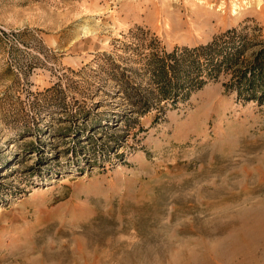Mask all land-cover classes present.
<instances>
[{
  "label": "rangeland",
  "instance_id": "rangeland-1",
  "mask_svg": "<svg viewBox=\"0 0 264 264\" xmlns=\"http://www.w3.org/2000/svg\"><path fill=\"white\" fill-rule=\"evenodd\" d=\"M236 1L235 21L172 32L162 8L215 1L0 0V264H204L206 248L264 264V231L228 248L244 220L264 223V104L209 82L137 121L62 134L63 110H127L101 54L131 55L138 28L166 50L242 25L264 37V0Z\"/></svg>",
  "mask_w": 264,
  "mask_h": 264
},
{
  "label": "trees",
  "instance_id": "trees-1",
  "mask_svg": "<svg viewBox=\"0 0 264 264\" xmlns=\"http://www.w3.org/2000/svg\"><path fill=\"white\" fill-rule=\"evenodd\" d=\"M141 33L140 28L130 33L138 40L136 45L124 42L131 55H117L119 60L110 53L101 54L105 78L114 84L111 94L122 98L127 110L108 114L63 110L62 121L68 125L62 134L76 137L83 131L102 129L109 125L108 118L116 116L119 121H137L154 107L176 104L177 99L187 98L209 82H219L223 91L234 94L238 101L264 104V37L256 26L231 27L206 43L176 45L171 50L161 46L157 37L142 41ZM139 78L147 79L148 85L143 87ZM93 105L100 106L98 102Z\"/></svg>",
  "mask_w": 264,
  "mask_h": 264
},
{
  "label": "bare ground",
  "instance_id": "bare-ground-1",
  "mask_svg": "<svg viewBox=\"0 0 264 264\" xmlns=\"http://www.w3.org/2000/svg\"><path fill=\"white\" fill-rule=\"evenodd\" d=\"M213 1H215L214 4H209V6H204L203 5L202 7H200L201 11H202L201 14L197 11V9H195L189 15H187V13H186V15H176V16H174V14H173L174 12L171 13L169 9L162 8L163 14L165 15L163 24H164V27L166 28V31H172V32L176 31V32H178L179 30L185 29V28L186 29H192L194 31V29L198 28L197 24L199 23V19L201 21L202 15L204 16L203 19H205V20H208V18H210L212 16H217L216 19L218 21L220 19H224V18H227V17H228L229 20L235 21L239 17L240 7L242 6V4H237L236 0H213ZM150 7H152V6H150ZM152 9H154V8L152 7ZM155 11H156V9H155ZM148 12L150 14L151 11H149V9H148ZM186 12H188V11H186ZM187 31H189V30H187ZM241 216H243V213L241 214ZM243 217L246 218V216H243ZM241 219H242V217H241ZM244 221H245L244 224H242V226L239 228V230L236 233H234L232 236L230 235L231 236V238H230L231 241H229L230 245L228 244V246H229L228 248H230V246L233 247V248H232V251L230 252L231 253V258H230V256H228V257L231 260H232V257H234L235 255L237 257L238 253L236 254V252H237L238 249L245 248L244 245H246L247 247L249 246V243L246 242V240H248V238H251L254 234L258 237V235L256 233L257 232L261 233V232L264 231V223L261 224V222H257V221H255V222L254 221L253 222H249L247 220H244ZM261 235H262V233H261ZM259 238H261V236ZM256 240H257V238H256ZM263 241H264V239H263ZM242 244H244V245H242ZM250 245H251V243H250ZM215 248H213V249H215ZM210 249L211 248H209V250ZM215 251H216V249H215ZM207 252L210 253V251H208V248H206V253H204L202 256H200L201 260L203 261L204 264H218L221 261L216 256V255L220 254L219 250H218V254H216L217 253V251H216L215 256H210L209 253H207ZM224 252H222V253H224ZM223 255H225V254H223ZM185 257H188V256H185ZM200 257L198 256V258H200ZM221 257H222V255H221ZM228 257H227V259H228ZM236 257H234V258H236ZM191 258H192V256L188 257L186 259V261H185V264H195V263H193L194 261L192 262ZM202 261H201V263H202ZM226 262H228V261H226ZM231 262H230V264L233 263V262L232 263ZM224 263H225V261H224Z\"/></svg>",
  "mask_w": 264,
  "mask_h": 264
}]
</instances>
